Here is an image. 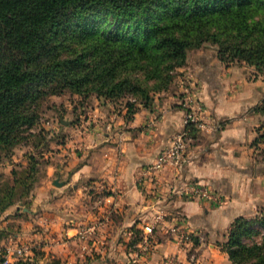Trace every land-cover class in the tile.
I'll return each mask as SVG.
<instances>
[{
  "label": "crops",
  "instance_id": "1",
  "mask_svg": "<svg viewBox=\"0 0 264 264\" xmlns=\"http://www.w3.org/2000/svg\"><path fill=\"white\" fill-rule=\"evenodd\" d=\"M197 52L184 81L146 106L136 103L133 113L95 97L83 106V119L60 117L66 138L39 161L28 155L20 162L25 170L35 165L25 173L31 185L23 202L2 212L0 247L27 244L33 264H233L221 247L231 222L264 207L257 141L264 112L255 109L264 79L249 78L243 63L227 66L208 49ZM186 89L203 106L207 127L191 134L181 165L155 171L158 153L183 128ZM10 163L13 183L20 175L18 162ZM191 184L216 200L186 193ZM145 226L152 227L147 251ZM172 226L190 232L192 242H176Z\"/></svg>",
  "mask_w": 264,
  "mask_h": 264
},
{
  "label": "trees",
  "instance_id": "2",
  "mask_svg": "<svg viewBox=\"0 0 264 264\" xmlns=\"http://www.w3.org/2000/svg\"><path fill=\"white\" fill-rule=\"evenodd\" d=\"M205 41L217 45L225 65L243 61L264 74V0H0V152L13 154L23 132L39 121L40 100L52 94L115 100L139 90V99L125 102L128 112L136 103L148 105L149 89L131 72L142 70L146 84L153 79L165 87L188 50ZM262 108L264 99L255 107ZM258 140L264 142V133ZM17 179L0 187V217L17 201L6 199ZM254 223L261 242L241 243ZM4 236L0 228V241ZM221 247L233 264L245 256L249 264H264V210L237 216Z\"/></svg>",
  "mask_w": 264,
  "mask_h": 264
},
{
  "label": "rangeland",
  "instance_id": "3",
  "mask_svg": "<svg viewBox=\"0 0 264 264\" xmlns=\"http://www.w3.org/2000/svg\"><path fill=\"white\" fill-rule=\"evenodd\" d=\"M209 50L210 53L217 56L218 47L216 44H213L211 42H203L200 46L194 47L188 50L187 52V58L183 65L175 67L173 70L169 72L171 75V78L166 83L165 87H157V83L153 79H150L148 81V84L145 82V73L142 70H137L131 72V77L135 81V83L141 85L144 88L149 89L150 97H152L155 94L173 91L181 81H184V77L187 76V69H185V66L188 64L189 60L192 58H195L197 51L199 50ZM221 61V60H220ZM223 62V61H222ZM224 63V62H223ZM234 63H243L246 65V75L249 78H255L257 75H260L264 79V74H261L257 72L255 67L253 65H249L243 61H236L231 63L230 65ZM186 75V76H185ZM162 83V82H161ZM161 88V89H160ZM188 90L186 89L184 93H186ZM141 94L140 91L137 90L134 93L127 92L125 96L116 98L115 101H117L118 104L125 103L126 101H129L128 98L130 97L133 101L137 97L140 98ZM97 97L95 94H88V95H79L75 94L73 92H70L69 90H66L62 94L58 95H49L45 97L44 99L40 100V104L38 107L39 121L31 128L23 132L22 136L23 139H21V142L16 145L12 151L13 155L12 158L10 156V151H8L9 155L6 156L3 152H0V187L7 188L8 185L11 183V178L9 177L11 175L10 167L13 163H10L11 160L13 162H18V165H16L19 169V177L17 180L20 181V185L14 189V192L12 195L7 196L6 199L9 200V198H14L15 200H18L19 202H23L24 198L26 197V189L30 187V182H23V179L25 177L26 171L32 167H35L34 163L35 161H39L41 157L42 152H47L50 147L54 145V141H63V139L66 138V133L64 132V129L62 125H60V117L63 119L69 118L74 121H78L83 119V117H79V114H83V106H86V104H89L90 101H93V98ZM261 105V104H260ZM264 112V108H262ZM60 125V126H59ZM264 133V127L261 131ZM68 136V135H67ZM259 149L260 153L264 156V142L261 140L259 143ZM5 152V151H4ZM31 153V154H29ZM28 155L34 159H32V163L29 164L25 168L21 167L22 161H25L28 158ZM10 161V162H9ZM5 162H9L4 164ZM1 168L3 170H1ZM14 169V168H13ZM31 178V177H30ZM30 181V180H29ZM23 183L26 185L23 186ZM4 184V185H2ZM2 195H0L1 197ZM260 211L264 210L263 208L259 209ZM258 210V211H259ZM257 211V213H258ZM9 225V224H7ZM252 231L249 234H243L240 238L241 243H245L247 245H251L253 243H259L261 242L262 238V230L258 227L256 223H254L252 226ZM3 248V247H2ZM250 260L248 257H242L240 263L236 264H249Z\"/></svg>",
  "mask_w": 264,
  "mask_h": 264
},
{
  "label": "built area",
  "instance_id": "4",
  "mask_svg": "<svg viewBox=\"0 0 264 264\" xmlns=\"http://www.w3.org/2000/svg\"><path fill=\"white\" fill-rule=\"evenodd\" d=\"M182 104L185 107V111L182 118V130L175 133L169 144L162 149L151 168L158 171L165 167V165L179 166L185 161L188 142L191 139V134L197 130L205 129V112L201 103L195 99V95L191 91H187L182 99ZM186 193L191 195L207 197L211 200H216L212 197L211 191L207 187L199 186L198 184H191L186 187ZM218 200V199H217ZM144 239L146 245L144 250L147 251L149 246L152 245L151 235L152 227L145 226ZM142 231V232H143ZM174 240L180 244H187L192 242L191 233L181 229L179 226H172L170 228ZM31 253V247L24 243H17L9 247L0 248V264H15L18 260L29 257ZM160 264H178L176 260L172 258H165Z\"/></svg>",
  "mask_w": 264,
  "mask_h": 264
},
{
  "label": "water",
  "instance_id": "5",
  "mask_svg": "<svg viewBox=\"0 0 264 264\" xmlns=\"http://www.w3.org/2000/svg\"><path fill=\"white\" fill-rule=\"evenodd\" d=\"M61 122L64 123V124H67V121L61 119Z\"/></svg>",
  "mask_w": 264,
  "mask_h": 264
}]
</instances>
